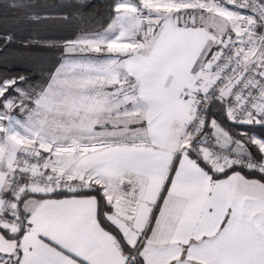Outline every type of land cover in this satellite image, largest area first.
I'll return each mask as SVG.
<instances>
[{
  "label": "snow or ice",
  "instance_id": "obj_1",
  "mask_svg": "<svg viewBox=\"0 0 264 264\" xmlns=\"http://www.w3.org/2000/svg\"><path fill=\"white\" fill-rule=\"evenodd\" d=\"M0 264H264V0H0Z\"/></svg>",
  "mask_w": 264,
  "mask_h": 264
},
{
  "label": "trees",
  "instance_id": "obj_2",
  "mask_svg": "<svg viewBox=\"0 0 264 264\" xmlns=\"http://www.w3.org/2000/svg\"><path fill=\"white\" fill-rule=\"evenodd\" d=\"M106 2V0H95V3H97L98 5H102Z\"/></svg>",
  "mask_w": 264,
  "mask_h": 264
}]
</instances>
